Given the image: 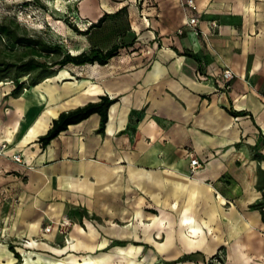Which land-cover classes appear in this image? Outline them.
I'll return each instance as SVG.
<instances>
[{"label":"crops","instance_id":"1","mask_svg":"<svg viewBox=\"0 0 264 264\" xmlns=\"http://www.w3.org/2000/svg\"><path fill=\"white\" fill-rule=\"evenodd\" d=\"M185 2L114 0L130 52L18 96L0 82V264H264V0ZM109 4L80 14L95 23ZM103 95L117 101L102 133L96 113L42 146L62 112Z\"/></svg>","mask_w":264,"mask_h":264},{"label":"rangeland","instance_id":"2","mask_svg":"<svg viewBox=\"0 0 264 264\" xmlns=\"http://www.w3.org/2000/svg\"><path fill=\"white\" fill-rule=\"evenodd\" d=\"M83 1L0 0V25L6 26L10 31L9 36L0 35V80L14 85L12 79L19 73V65L31 60L50 64L60 58L56 51L58 48L64 54L70 52L72 45L79 48L78 50L87 47L90 50L93 48L107 50L117 44L120 46L118 55L121 52L125 54L130 52L134 40L127 35L130 29L127 10L115 11L116 6L112 3L114 0H107L110 3L109 11L112 13L107 16L100 28L92 29L85 35L82 32L86 31L91 23L80 14ZM15 38L39 40L50 47L51 52L35 58L26 55L28 52L26 44L14 43ZM40 71V69L32 71L19 81L28 83L37 78ZM22 243L26 244L25 241ZM11 245L16 246L13 243ZM225 259L223 257L221 262L215 259L212 261L215 264H224Z\"/></svg>","mask_w":264,"mask_h":264},{"label":"trees","instance_id":"3","mask_svg":"<svg viewBox=\"0 0 264 264\" xmlns=\"http://www.w3.org/2000/svg\"><path fill=\"white\" fill-rule=\"evenodd\" d=\"M109 14L104 13L97 22L92 23L90 27L82 32V34H89L90 30L94 28H100L103 23L106 21L107 16ZM10 35V31H8L7 27L4 25H0V35ZM25 43L28 49L26 55L35 57H42L43 53L51 52V48L48 47L45 43L40 42L39 40H24L15 38L14 43ZM120 46L113 45L106 51L101 49H92L90 52L82 51L79 54L73 55L70 52L62 53V51L58 48L57 53L60 55V58L54 62L48 64L45 61H35L31 60L26 62L23 65L18 66L19 73L15 76L14 85L15 89L12 91L13 96H18L24 88H28L34 86L53 75L56 72L57 67H64L68 64H74L77 66L85 65V64H94L98 63L101 65H105L108 63L110 59L118 55ZM40 69L37 78L31 80L30 82L22 81L19 79L25 75H28L32 71ZM2 81V80H0ZM117 100L110 98L108 95H103L100 97L99 101L89 102L84 106L77 107L73 110L62 112L57 119L53 120L51 128L47 131V133L39 139V142L42 146H47L54 138H56L61 132L68 129V127L72 124H77L87 119L93 114H99L101 117L100 127L98 131L102 133L105 129V126L108 121V111L112 104H114ZM262 219L264 221V211L262 210ZM13 249V248H12ZM16 256L20 258V256L16 253ZM218 260V262L223 261V255L218 253L212 257L211 260ZM213 262V261H212Z\"/></svg>","mask_w":264,"mask_h":264},{"label":"built area","instance_id":"4","mask_svg":"<svg viewBox=\"0 0 264 264\" xmlns=\"http://www.w3.org/2000/svg\"><path fill=\"white\" fill-rule=\"evenodd\" d=\"M185 5L193 11H195L197 8L196 0H186ZM197 24H198V17H196V16L190 17L186 22V25L189 26L190 28L194 29V30H196ZM213 25L216 26V23L213 22ZM178 33L182 34L183 30L179 29ZM233 77H234V73L232 72L231 69L227 68V69L223 70V72L221 74V78L225 81V88H230V82L233 79ZM5 149H6V144H4L1 147L0 153L2 154ZM13 159L17 162L23 163V158H22L21 154H19V153H15L13 155ZM190 167H191V172L194 173L202 167V164L198 160V158L192 156L191 161H190ZM44 229H45V232H50L51 226H47Z\"/></svg>","mask_w":264,"mask_h":264}]
</instances>
